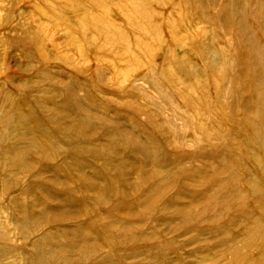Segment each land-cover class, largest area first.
Returning a JSON list of instances; mask_svg holds the SVG:
<instances>
[{
	"label": "rangeland",
	"instance_id": "374dc122",
	"mask_svg": "<svg viewBox=\"0 0 264 264\" xmlns=\"http://www.w3.org/2000/svg\"><path fill=\"white\" fill-rule=\"evenodd\" d=\"M262 229L264 0H0V264H264Z\"/></svg>",
	"mask_w": 264,
	"mask_h": 264
},
{
	"label": "bare ground",
	"instance_id": "6f19581e",
	"mask_svg": "<svg viewBox=\"0 0 264 264\" xmlns=\"http://www.w3.org/2000/svg\"><path fill=\"white\" fill-rule=\"evenodd\" d=\"M245 165H246V164H245ZM244 167H247V166H244ZM233 168H234V167H232V169H233ZM241 169H242V166H241ZM233 171L236 172L235 169H234ZM236 174H237V175H235V177H236V184H234V189H235V190H234V193H235V194H238V193H240V191L237 190V188H239L238 179H239L240 175H239V173H236ZM253 188H254V190H256V189H257V186L254 185ZM238 195H239V194H238ZM254 225H256L255 221H254V223H253V226H254ZM260 233H262V234L264 235V229H262V231H261ZM256 237H257V235H252V236H251L252 240H255ZM1 256H4L2 251H0V257H1Z\"/></svg>",
	"mask_w": 264,
	"mask_h": 264
}]
</instances>
